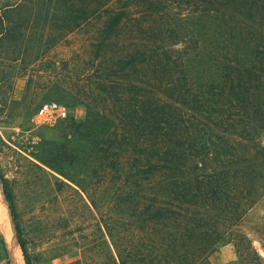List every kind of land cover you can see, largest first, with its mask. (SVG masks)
Segmentation results:
<instances>
[{
	"label": "trees",
	"instance_id": "1",
	"mask_svg": "<svg viewBox=\"0 0 264 264\" xmlns=\"http://www.w3.org/2000/svg\"><path fill=\"white\" fill-rule=\"evenodd\" d=\"M33 2L99 18L93 91L52 86L85 118L36 158L100 215L103 264H212L227 244L260 264L241 226L264 196V0H17L0 9L8 33Z\"/></svg>",
	"mask_w": 264,
	"mask_h": 264
},
{
	"label": "rangeland",
	"instance_id": "2",
	"mask_svg": "<svg viewBox=\"0 0 264 264\" xmlns=\"http://www.w3.org/2000/svg\"><path fill=\"white\" fill-rule=\"evenodd\" d=\"M16 1L0 0V9ZM81 4L86 3L76 6ZM62 8L41 2L26 5L20 24L25 29L17 34L8 33V23L0 22V212L9 217L15 244L13 251L0 224V259L6 264H16L19 257L25 264L21 244L31 264H62L75 260L70 257L75 252L82 264L105 262L107 237L100 215L80 188L36 158L43 141L62 143L64 126L38 123V106L53 100L68 106L69 118L82 120L86 115L82 104L71 106L52 96V86L80 100L93 91L100 74L93 44L99 18L75 24ZM72 25L78 28L67 31ZM6 192L11 193V204ZM241 228L264 264V196L248 211ZM210 261L257 264L251 257H238L233 244L221 246Z\"/></svg>",
	"mask_w": 264,
	"mask_h": 264
},
{
	"label": "built area",
	"instance_id": "3",
	"mask_svg": "<svg viewBox=\"0 0 264 264\" xmlns=\"http://www.w3.org/2000/svg\"><path fill=\"white\" fill-rule=\"evenodd\" d=\"M69 110L67 106L61 102L48 101L41 104L35 113V119L38 123L55 126L60 121L67 119ZM0 264H6L0 259Z\"/></svg>",
	"mask_w": 264,
	"mask_h": 264
},
{
	"label": "bare ground",
	"instance_id": "4",
	"mask_svg": "<svg viewBox=\"0 0 264 264\" xmlns=\"http://www.w3.org/2000/svg\"><path fill=\"white\" fill-rule=\"evenodd\" d=\"M0 224L2 226L3 230V236L5 237V240L7 244L9 245V248L15 251V244H14V238L12 237V229L9 217L8 215H4V213L0 212ZM2 232V231H1ZM16 264H24V261L22 258L19 257L18 260L15 261Z\"/></svg>",
	"mask_w": 264,
	"mask_h": 264
}]
</instances>
